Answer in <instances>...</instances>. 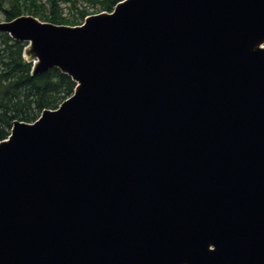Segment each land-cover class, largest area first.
I'll list each match as a JSON object with an SVG mask.
<instances>
[{
  "label": "water",
  "instance_id": "water-1",
  "mask_svg": "<svg viewBox=\"0 0 264 264\" xmlns=\"http://www.w3.org/2000/svg\"><path fill=\"white\" fill-rule=\"evenodd\" d=\"M110 12L0 21L76 82L0 140V264H264V0Z\"/></svg>",
  "mask_w": 264,
  "mask_h": 264
},
{
  "label": "trees",
  "instance_id": "trees-1",
  "mask_svg": "<svg viewBox=\"0 0 264 264\" xmlns=\"http://www.w3.org/2000/svg\"><path fill=\"white\" fill-rule=\"evenodd\" d=\"M119 1L0 0V11L4 20L30 14L42 21L77 25L89 14L112 11ZM62 4L67 6V14ZM26 44L0 32V140L8 136L14 120L33 122L42 110L57 108L73 93L76 85L68 74L56 67L32 76V64L22 56Z\"/></svg>",
  "mask_w": 264,
  "mask_h": 264
},
{
  "label": "rangeland",
  "instance_id": "rangeland-1",
  "mask_svg": "<svg viewBox=\"0 0 264 264\" xmlns=\"http://www.w3.org/2000/svg\"><path fill=\"white\" fill-rule=\"evenodd\" d=\"M62 7H63V9H64V10H63L64 13L67 14V11H68L67 6H65V5L62 4ZM90 9H91V8H90ZM2 20H4V16H3L2 12L0 11V21H2Z\"/></svg>",
  "mask_w": 264,
  "mask_h": 264
}]
</instances>
